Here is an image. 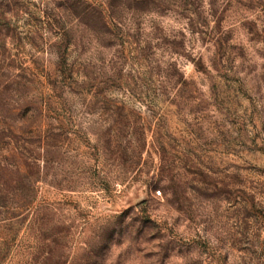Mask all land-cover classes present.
Wrapping results in <instances>:
<instances>
[{
	"label": "rangeland",
	"instance_id": "1",
	"mask_svg": "<svg viewBox=\"0 0 264 264\" xmlns=\"http://www.w3.org/2000/svg\"><path fill=\"white\" fill-rule=\"evenodd\" d=\"M0 264H264V0H0Z\"/></svg>",
	"mask_w": 264,
	"mask_h": 264
}]
</instances>
